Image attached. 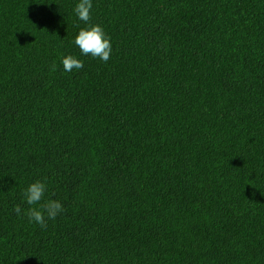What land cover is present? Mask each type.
Segmentation results:
<instances>
[{
    "label": "trees",
    "instance_id": "16d2710c",
    "mask_svg": "<svg viewBox=\"0 0 264 264\" xmlns=\"http://www.w3.org/2000/svg\"><path fill=\"white\" fill-rule=\"evenodd\" d=\"M75 2L0 0V264H264V0Z\"/></svg>",
    "mask_w": 264,
    "mask_h": 264
},
{
    "label": "clouds",
    "instance_id": "9594fccd",
    "mask_svg": "<svg viewBox=\"0 0 264 264\" xmlns=\"http://www.w3.org/2000/svg\"><path fill=\"white\" fill-rule=\"evenodd\" d=\"M94 0H76L72 12L83 27L77 25L78 32L73 39L74 45L79 49L80 56H91L107 63L112 55V40L100 24L92 23ZM63 72L72 73L81 70L84 62L75 55L63 56L60 60ZM48 185L41 180H35L23 190V202L28 205L22 209L14 206L17 216L24 215L28 223L47 228L49 221H55L64 211V204L59 199L46 198Z\"/></svg>",
    "mask_w": 264,
    "mask_h": 264
}]
</instances>
